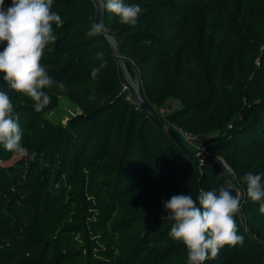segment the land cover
Wrapping results in <instances>:
<instances>
[{"label":"trees","instance_id":"16d2710c","mask_svg":"<svg viewBox=\"0 0 264 264\" xmlns=\"http://www.w3.org/2000/svg\"><path fill=\"white\" fill-rule=\"evenodd\" d=\"M124 2L141 7L136 25H122L103 10L104 26L137 73L153 62L163 77L159 85L139 80L140 94L152 109L167 99L176 101L178 106L160 119L206 134L204 153L221 156L233 173L231 181L243 191L244 225L235 217L243 243L226 245L204 264H217L220 257L227 259L222 264H264V215L247 198L242 180L248 173L261 175L264 185V162L255 165L264 152V0ZM162 8L177 11V18L162 23ZM51 11L64 23L60 28L53 23L57 39L46 45L41 64L65 89L55 84L44 89L51 102L36 112L34 102L11 90L0 73V91L9 95L27 150L4 164L14 153L0 146V264H169L168 257L183 264L185 246L168 235L173 222L162 216L143 221L146 217L131 215L125 198L150 187L165 200L178 194L196 199L200 190L218 192L221 175L208 161L197 162L181 151L126 101L107 41L87 35L93 26L91 0H54ZM206 14L211 16L207 22ZM246 18L263 27L260 40ZM209 25L216 32H208ZM5 47L0 43V51ZM90 48L95 52H87ZM97 52L107 61L98 74L104 83L99 100L80 99L81 111L64 123L34 125V118L55 108L60 97L72 99L73 85L86 79L87 70L68 67L98 66ZM248 154L254 159L245 166ZM138 203L134 199L135 207ZM160 243L166 245L153 250Z\"/></svg>","mask_w":264,"mask_h":264},{"label":"clouds","instance_id":"9594fccd","mask_svg":"<svg viewBox=\"0 0 264 264\" xmlns=\"http://www.w3.org/2000/svg\"><path fill=\"white\" fill-rule=\"evenodd\" d=\"M54 0H11L5 6L0 0V43L6 47L0 51V73L11 90L33 101L36 112L42 111L51 102L44 89L55 86L63 91L65 85L54 81L42 66L41 60L46 45L55 42L53 23L63 26L61 16L51 11ZM103 10L115 14L122 25H136L142 9L136 4H126L124 0H99ZM101 32L99 23L93 24L87 32L94 37ZM96 57L102 61L91 70L96 79L106 67L103 52ZM91 98V97H90ZM14 107L9 95L0 91V146L19 157L27 155L21 143L23 132L19 117L14 116ZM246 184V196L258 203V211L264 215V185L261 175L248 173L242 177ZM241 193L232 194L226 187L216 190H200L196 199L191 194L173 195L163 203L166 218L172 221L169 237L182 243L187 249V264H204L215 259L226 245L243 243L237 234L235 217L240 211Z\"/></svg>","mask_w":264,"mask_h":264},{"label":"rangeland","instance_id":"374dc122","mask_svg":"<svg viewBox=\"0 0 264 264\" xmlns=\"http://www.w3.org/2000/svg\"><path fill=\"white\" fill-rule=\"evenodd\" d=\"M159 12L164 14V19H163L162 23H166V24H168L166 22L167 19L173 21L178 16V12L173 10V9H170V8L159 9ZM210 17L211 16L206 14V16H204L205 22H207ZM245 22L248 25L250 23L253 25V22H250V18H246ZM154 26H155V24H153L152 28ZM253 29H254V31H252V36H254V38L260 40V38L262 37V33H263V27L261 28L259 26V23H257V24L253 25ZM207 30L210 33L216 32V29L214 30L213 28L211 31V25H209L207 27ZM243 30L244 31L247 30V26L245 24H243ZM217 33H221V31L219 30V27H218ZM179 44H180V40L172 43V51L173 52L177 49ZM102 48L104 49V54L106 55L107 54V48L105 46H103ZM87 52H89V53L95 52V49L90 48ZM249 59L252 60L251 57H249ZM155 62H157V61H154V63ZM92 68L93 67H89V66H85V65H83L82 67H68V69H74L73 72H78V73L80 70L81 71L87 70L86 79L83 80L81 83L76 82V84L73 85L72 91L75 93V95L73 94L72 99H69L65 96L60 97L58 100V104L55 108H53L52 110H49L43 114H39L38 116H36L34 118V120H33L34 125L39 126V127L43 126L45 124V121H47V120L54 122V123H64L70 114L79 113L81 111L80 107L77 105V102H79L80 99L87 104L97 102L101 96L100 94H101V90L103 89L104 83H103L102 78H100L99 75L97 76L96 79L92 78V76H91ZM140 69H141L140 73H138V74H140L139 75L140 84L150 83L153 85H159L163 82L162 74L160 72L155 71V67H154L153 62H150L145 67H140ZM125 95H126V92H125ZM177 106H178V104L176 103V101H174L172 99H167L161 106L154 107L153 111L155 113L157 112L156 114L160 118V116H163L164 114L168 113L169 111L175 109ZM166 124H168V123H166ZM168 125L175 131L180 142L183 144L184 147H185V145H187L194 150L193 154H198V148L196 146L190 144L192 142H190V141L187 142L185 140V138L181 135V133H180L181 130L179 128L175 127L174 125H170V124H168ZM115 127H116V129H118L119 128L118 124H116ZM205 154L206 153L203 152V153L198 154V155H205ZM251 155L252 154H248V157L245 158V160H244L245 166H248L249 165L248 162L251 161L252 159H254V156H251ZM255 155H257V154H255ZM214 156L219 161L224 163V160L222 159L221 156H219V155H214ZM249 156H251V157H249ZM259 156H260V154H259ZM18 157L19 156L14 154V156H12V158L9 159L8 161L4 162V164L5 163H12ZM263 162H264V152L261 154L260 159L257 158L255 165L258 166ZM230 174L232 175V177H234L233 173L228 169V175H230ZM232 183L236 187L240 188V186H238V184L236 182H232ZM148 188H149L148 191L140 189L138 191L136 190V191L130 193L128 195V198L126 196L125 200L128 199L127 203L129 205H131L130 206V209L132 210L131 215H136L137 217H139V216L146 217V218H144L143 221H146L147 218L151 219L152 217H156V216L166 217L165 216L166 213H165V210L163 208V203L166 202L167 200H165L159 193L157 194L152 188H150V187H148ZM240 190H241L242 199H243L244 198L243 191L241 188H240ZM233 193H234V195L236 194L235 191ZM134 199L140 201V203H138L136 205L137 207H135L133 204ZM160 199H163V200L161 201ZM158 201L161 202L162 204H159ZM238 219L241 221L242 225H244V222H243L244 220L241 217L240 211L238 213ZM165 245H166V243H160L159 245L154 246L153 250H157L161 246L163 247ZM185 251L187 252L186 247H185ZM168 258H169V260H168L169 264H171V263L181 264V261L179 258H176V259L173 257H168ZM226 262H227L226 257H222V258L220 257L217 261V264H222V263H226ZM163 264H167V261ZM183 264H187V257L184 259Z\"/></svg>","mask_w":264,"mask_h":264},{"label":"water","instance_id":"95a60500","mask_svg":"<svg viewBox=\"0 0 264 264\" xmlns=\"http://www.w3.org/2000/svg\"><path fill=\"white\" fill-rule=\"evenodd\" d=\"M94 7L93 11V24L99 23L101 25V32L99 35L104 37L107 41L112 59L115 63L116 77L121 85L122 89L125 90V99L129 104L134 105L139 111H141L147 119H149L154 127L162 131L181 151L188 154L193 160L197 162L208 161L218 171L223 179V187H226L232 191L240 192V188L236 187L229 175L228 168L224 163L219 161L216 157L211 155H198L191 154L180 142L175 131L166 123H164L159 116L153 111L148 102L139 90V77L137 71L132 66L129 59L121 55L119 51L118 41L109 29L104 26L103 23V9L100 6L99 0H91ZM242 199V193H241ZM238 215V214H237Z\"/></svg>","mask_w":264,"mask_h":264},{"label":"built area","instance_id":"2783aa9c","mask_svg":"<svg viewBox=\"0 0 264 264\" xmlns=\"http://www.w3.org/2000/svg\"><path fill=\"white\" fill-rule=\"evenodd\" d=\"M180 133L187 142L188 141L192 142V143L190 142L189 143L198 148V154H201L204 152V144L208 139V136L206 134L195 135V134H191L190 132L183 131V130H181Z\"/></svg>","mask_w":264,"mask_h":264}]
</instances>
